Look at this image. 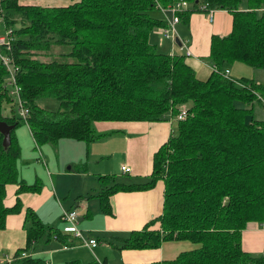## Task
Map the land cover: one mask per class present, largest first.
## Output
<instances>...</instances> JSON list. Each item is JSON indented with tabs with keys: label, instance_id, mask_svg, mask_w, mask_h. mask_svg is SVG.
Segmentation results:
<instances>
[{
	"label": "trees",
	"instance_id": "obj_1",
	"mask_svg": "<svg viewBox=\"0 0 264 264\" xmlns=\"http://www.w3.org/2000/svg\"><path fill=\"white\" fill-rule=\"evenodd\" d=\"M177 1L40 5L0 0V34L12 31L9 43L0 44V55L15 68L10 82L0 56V121L13 124L7 147L0 131V228L6 214L21 210L19 193L42 186L19 174L18 125L26 123L37 144H55L62 137L88 143L108 133L97 132L96 120L154 121L171 114L175 127L154 151L148 177L118 181L113 173L100 175L109 184L98 194L103 212L110 213V194L151 188L162 180L161 213L139 229L102 239L118 248H157L165 240L193 244L173 258L124 264H264V251L242 246L247 223L264 224V118H256L251 105L258 101L264 106V82L227 72L235 61L264 69V0H186L187 6L177 11L186 24L204 2L232 14L231 30L211 35L207 58L216 70L204 79L196 76L185 53L164 52L149 41L155 27L167 26L158 10ZM55 47L66 52L56 57ZM14 84L19 95L12 92ZM12 95L28 108L26 117L15 114L14 107L9 114L2 112ZM44 99L55 100L57 108L46 109ZM182 107L186 116L180 119ZM8 182L18 184L12 206L3 202ZM24 228L26 245L7 264H36L41 259L21 253L53 237L66 238L62 228L43 222L30 207ZM64 264L103 263L75 258Z\"/></svg>",
	"mask_w": 264,
	"mask_h": 264
},
{
	"label": "crops",
	"instance_id": "obj_2",
	"mask_svg": "<svg viewBox=\"0 0 264 264\" xmlns=\"http://www.w3.org/2000/svg\"><path fill=\"white\" fill-rule=\"evenodd\" d=\"M158 15L166 20V16L171 13L158 10ZM231 27L232 14L228 10L214 8L210 19L209 13L200 8L190 13L187 24L181 20L176 23L175 37H178L179 43L175 37L165 39L164 27H155L149 35V41L164 52L185 53L186 61L196 76L204 79L212 71L211 62L207 58L211 35H225ZM227 71L233 78L245 76L264 82L263 68L235 61ZM255 103L264 110L262 103L255 101L251 104L253 115L264 118V111L257 109ZM173 117L168 114L167 119L154 121L96 120L97 132L108 133L88 143L67 137L60 138L55 144L51 143L53 153H56L55 163L52 155L49 157L44 154L45 146L41 147L35 142L29 126L26 123L20 124L22 128L19 134L16 131L18 125L15 134L21 150L17 160L19 174L27 183L40 180L42 186L36 192L21 191L18 195L23 204L21 210L6 214L5 226L0 228V263L7 264L3 259L6 256L12 257L18 248L26 245V207L32 208L43 222L59 226L62 230L65 223L61 218L62 210L78 209L77 220L86 221L77 223V226L86 236L97 240V244L90 247L71 232L63 231L65 241L53 237L47 242L32 245L26 251L41 259L39 264H64L66 260L75 258L82 261L96 260L103 264L150 262L173 258L179 251L192 248L193 244L188 240H165L157 248L140 249L118 248L102 239L107 234H126L132 229H139L161 213L164 196L162 180H158L151 188L119 190L110 194L108 200L111 212H103L98 194L108 186L109 181L100 175L113 173L119 175L118 181H141L148 177L154 151L173 132ZM61 140H68L69 144L64 157L59 154L58 143ZM35 154H38V160L34 161ZM97 161L102 163H95ZM122 165L130 169L124 171ZM17 187V183L5 184L3 202L6 206L15 203ZM257 224L256 221H250L242 230V246L245 250L264 251V227L260 228Z\"/></svg>",
	"mask_w": 264,
	"mask_h": 264
},
{
	"label": "built area",
	"instance_id": "obj_3",
	"mask_svg": "<svg viewBox=\"0 0 264 264\" xmlns=\"http://www.w3.org/2000/svg\"><path fill=\"white\" fill-rule=\"evenodd\" d=\"M187 1L186 0H178L177 2H175L172 5H169L167 7H162V11L166 12V11H170L171 15L170 16H166V20H167V26L164 27V34L166 36H172L175 37L176 34V23L179 21V16L177 14V11L181 8V7H185L187 6ZM208 2H204L201 4V8L206 10L209 13V17L210 19L212 18V12L214 10V8L211 7H207ZM0 19H1V14H0ZM11 29L7 28L5 29V31L0 34V44L4 43L7 44L9 43V40L11 38ZM4 61V63L7 65L8 69H9V73H10V78L9 81L10 82H14V69L13 67L9 66V57L8 56H3L0 55ZM212 69L216 70V67L212 66ZM228 72V71H227ZM226 76H228V74H225ZM229 77V76H228ZM12 92L16 95H19V91H18V86L14 84ZM17 103L19 105V110H20V115L22 117H26L27 113H28V108L23 106L21 99L18 96L17 99ZM183 109H181L180 114L178 115V117L180 119L185 118L186 116V110H184L185 107H182ZM121 168L124 171H128L130 168L128 166L122 165ZM62 219L65 222L64 226H63V230L64 231H68L71 232L75 237H78L83 243L87 244L88 246L92 247L95 246L97 244V240L95 237H88L86 236L83 231L77 227L76 225V220L78 219V213L75 211V209H63L62 210ZM26 252H22V255H25ZM4 260L9 263L11 260V257H5Z\"/></svg>",
	"mask_w": 264,
	"mask_h": 264
},
{
	"label": "rangeland",
	"instance_id": "obj_4",
	"mask_svg": "<svg viewBox=\"0 0 264 264\" xmlns=\"http://www.w3.org/2000/svg\"><path fill=\"white\" fill-rule=\"evenodd\" d=\"M24 2H28V3H33V4H40V5H64V4H69V3H71V2H73V1H75V0H23ZM164 37H165V39H169V38H171V39H173V37L172 36H170V37H166L165 36V34H164ZM167 41H169V40H167ZM54 50V51H53ZM52 51L54 52V55L56 56V57H59L60 56V54H61V51H63V52H66L65 51V49H63L62 50V48L61 47H55L54 49H53ZM59 50V51H58ZM58 51V52H57ZM42 57H46V59H48V57L47 56H44V55H41ZM10 87H11V85H9ZM12 98H13V100L12 101H9V102H4L3 103V107H2V112L4 113V114H9L10 113V111H11V109L14 107V109H15V114H17V115H19L20 116V110H19V105H18V103L16 104V102H17V99H15V95H12ZM41 102V104L43 105V106H45L46 107V109H48V110H51V111H54L56 108H57V102L55 101V100H53V99H44V100H41L40 101ZM236 104H238V105H243L242 104V102L241 101H236ZM255 106H256V108L258 109H260V111H261V109L263 110V108L261 107V106H259V105H257L256 103H255ZM264 111V110H263ZM94 125H95V122H94ZM174 125H175V120H174ZM21 128H22V125H20L19 127H17V129H16V131L20 134V131H21ZM68 140H61V141H59V143H58V148H59V154H60V156L61 157H64L66 154H67V148H69V144H67L68 142H67ZM48 145V146H47ZM52 144L51 143H48V142H44V143H41L40 144V146L41 147H44L45 146V148L43 149V152H44V154L45 155H47V156H49L50 157V155H52V158H53V160H54V163H55V159H56V156H55V154L56 153H53L54 152V150H53V146H51ZM54 147H56V146H54ZM31 151H33V150H31ZM58 151V150H57ZM44 155V156H45ZM37 156H38V154L36 155L35 154V159H34V161L37 159L38 160V158H37ZM34 158V157H33ZM45 158L47 159V157L45 156ZM40 159V158H39ZM48 160V159H47ZM95 163H102V161H97V162H95ZM65 168V167H64ZM54 172V171H53ZM116 178H117V180H119V175L118 176H116ZM50 206V204L49 205H47V207H46V209L48 208ZM65 209H67V208H65ZM75 209V208H74ZM78 209H75V211L78 213L79 212V210L77 211ZM81 210V209H80ZM79 216V215H78ZM83 221H86V219H84V220H81V221H78V220H76V225H77V223L78 224H80L81 222H83ZM260 228H263L264 227V224H257ZM78 227V226H77ZM61 228V227H60ZM40 246V245H39ZM38 246V247H39ZM181 248H183V247H181ZM23 252H26V251H23ZM255 252V251H254ZM260 252V251H259ZM22 254V253H21ZM27 254V253H26ZM25 254V255H26ZM8 257V256H7ZM10 257V256H9ZM4 260V259H3ZM5 261V260H4ZM6 262V261H5ZM39 264V263H38Z\"/></svg>",
	"mask_w": 264,
	"mask_h": 264
},
{
	"label": "water",
	"instance_id": "obj_5",
	"mask_svg": "<svg viewBox=\"0 0 264 264\" xmlns=\"http://www.w3.org/2000/svg\"><path fill=\"white\" fill-rule=\"evenodd\" d=\"M175 40L179 43L178 37H175ZM13 127V124H9L4 120L0 121V131L3 134L2 143L4 147H7L10 143V130Z\"/></svg>",
	"mask_w": 264,
	"mask_h": 264
}]
</instances>
